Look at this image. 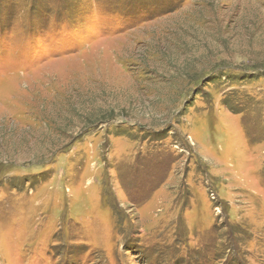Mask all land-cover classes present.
I'll list each match as a JSON object with an SVG mask.
<instances>
[{"label":"rangeland","instance_id":"rangeland-1","mask_svg":"<svg viewBox=\"0 0 264 264\" xmlns=\"http://www.w3.org/2000/svg\"><path fill=\"white\" fill-rule=\"evenodd\" d=\"M0 264H264V0H0Z\"/></svg>","mask_w":264,"mask_h":264}]
</instances>
